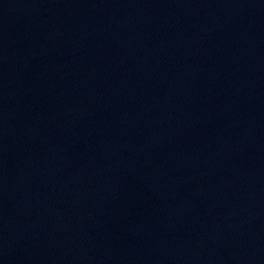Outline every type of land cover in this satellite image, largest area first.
<instances>
[{
    "label": "water",
    "instance_id": "95a60500",
    "mask_svg": "<svg viewBox=\"0 0 264 264\" xmlns=\"http://www.w3.org/2000/svg\"><path fill=\"white\" fill-rule=\"evenodd\" d=\"M0 264H264V0H0Z\"/></svg>",
    "mask_w": 264,
    "mask_h": 264
}]
</instances>
